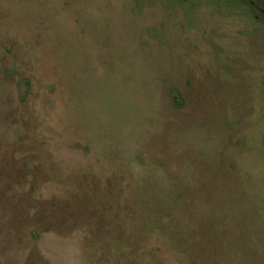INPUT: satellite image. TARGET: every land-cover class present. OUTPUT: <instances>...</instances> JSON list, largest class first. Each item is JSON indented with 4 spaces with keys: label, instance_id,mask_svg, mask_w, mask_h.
<instances>
[{
    "label": "rangeland",
    "instance_id": "1",
    "mask_svg": "<svg viewBox=\"0 0 264 264\" xmlns=\"http://www.w3.org/2000/svg\"><path fill=\"white\" fill-rule=\"evenodd\" d=\"M244 1L0 0V264H264Z\"/></svg>",
    "mask_w": 264,
    "mask_h": 264
},
{
    "label": "flooded vegetation",
    "instance_id": "2",
    "mask_svg": "<svg viewBox=\"0 0 264 264\" xmlns=\"http://www.w3.org/2000/svg\"><path fill=\"white\" fill-rule=\"evenodd\" d=\"M249 8H251L255 14V18L264 19V7H261L257 0H245L244 1Z\"/></svg>",
    "mask_w": 264,
    "mask_h": 264
},
{
    "label": "trees",
    "instance_id": "3",
    "mask_svg": "<svg viewBox=\"0 0 264 264\" xmlns=\"http://www.w3.org/2000/svg\"><path fill=\"white\" fill-rule=\"evenodd\" d=\"M204 249H205V248H204ZM217 249H219V248L216 246V247H212L211 249H210V248L207 249V251L210 252L209 254H212V255H213L212 257H214L215 259H217V262H218V263H221V258L219 257L220 255H217L218 252L214 254V252H216ZM203 251H204V250H203ZM218 251H220V249H219ZM223 255H224V252H223ZM207 264H208V263H207Z\"/></svg>",
    "mask_w": 264,
    "mask_h": 264
}]
</instances>
